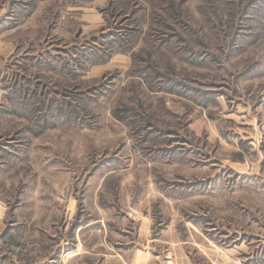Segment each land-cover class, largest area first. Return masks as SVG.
<instances>
[{
	"label": "rangeland",
	"instance_id": "obj_1",
	"mask_svg": "<svg viewBox=\"0 0 264 264\" xmlns=\"http://www.w3.org/2000/svg\"><path fill=\"white\" fill-rule=\"evenodd\" d=\"M0 264H264V0H0Z\"/></svg>",
	"mask_w": 264,
	"mask_h": 264
}]
</instances>
